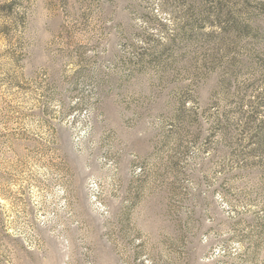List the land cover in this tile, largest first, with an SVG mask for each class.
<instances>
[{
  "label": "rangeland",
  "instance_id": "rangeland-1",
  "mask_svg": "<svg viewBox=\"0 0 264 264\" xmlns=\"http://www.w3.org/2000/svg\"><path fill=\"white\" fill-rule=\"evenodd\" d=\"M0 264H264V0H0Z\"/></svg>",
  "mask_w": 264,
  "mask_h": 264
}]
</instances>
